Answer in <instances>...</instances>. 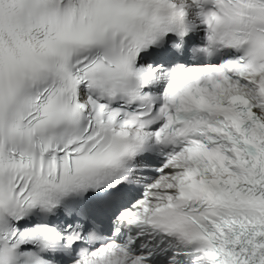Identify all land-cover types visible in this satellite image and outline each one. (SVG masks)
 Here are the masks:
<instances>
[{"label":"snow or ice","instance_id":"snow-or-ice-1","mask_svg":"<svg viewBox=\"0 0 264 264\" xmlns=\"http://www.w3.org/2000/svg\"><path fill=\"white\" fill-rule=\"evenodd\" d=\"M0 264H264V0H0Z\"/></svg>","mask_w":264,"mask_h":264}]
</instances>
